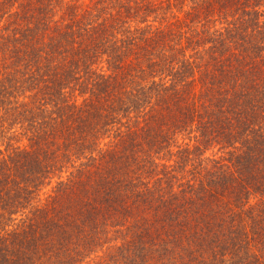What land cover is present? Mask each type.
<instances>
[{
	"label": "trees",
	"instance_id": "16d2710c",
	"mask_svg": "<svg viewBox=\"0 0 264 264\" xmlns=\"http://www.w3.org/2000/svg\"><path fill=\"white\" fill-rule=\"evenodd\" d=\"M0 264H264V0H0Z\"/></svg>",
	"mask_w": 264,
	"mask_h": 264
}]
</instances>
